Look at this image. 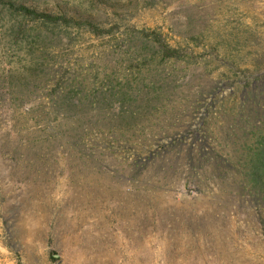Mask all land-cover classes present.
Listing matches in <instances>:
<instances>
[{"label":"rangeland","instance_id":"obj_1","mask_svg":"<svg viewBox=\"0 0 264 264\" xmlns=\"http://www.w3.org/2000/svg\"><path fill=\"white\" fill-rule=\"evenodd\" d=\"M26 5L97 21L0 0V264H264V0Z\"/></svg>","mask_w":264,"mask_h":264},{"label":"trees","instance_id":"obj_2","mask_svg":"<svg viewBox=\"0 0 264 264\" xmlns=\"http://www.w3.org/2000/svg\"><path fill=\"white\" fill-rule=\"evenodd\" d=\"M4 4L11 8H15L19 10L22 14L31 16L36 19H42L46 22H58L62 21L64 23H70V22H75L78 25L88 27V28H94V23L97 21L96 16H90L87 15L86 12L80 10V11H74L75 15L77 18L73 17H66L65 9H62L61 14L57 12L55 15H51L45 12L38 11L36 9H32L31 7H28L26 5V2L28 0H1ZM35 2V0H31ZM155 41L157 43L158 39L155 38ZM159 48L162 54L163 58H174L178 59L180 56V52L176 48H169L168 46L162 45L159 43ZM252 75V74H249ZM258 79L264 78V73H257L256 76ZM207 88H212L211 90H214L213 84L207 85ZM251 97L247 98L245 100V105L248 106V111H249V118L251 119H256L258 117V114H260L259 111L255 108V106L251 102ZM264 109V108H263ZM252 160H253V168H252V173H253V181L254 185L259 188L260 191L264 190V141L261 142V144L253 150L252 154ZM225 167V163H221V168ZM255 178V179H254Z\"/></svg>","mask_w":264,"mask_h":264}]
</instances>
